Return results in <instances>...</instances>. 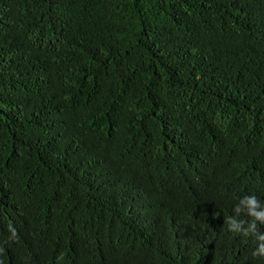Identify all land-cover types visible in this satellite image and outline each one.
<instances>
[{"label": "trees", "instance_id": "1", "mask_svg": "<svg viewBox=\"0 0 264 264\" xmlns=\"http://www.w3.org/2000/svg\"><path fill=\"white\" fill-rule=\"evenodd\" d=\"M252 195L264 0H0V264H264Z\"/></svg>", "mask_w": 264, "mask_h": 264}, {"label": "clouds", "instance_id": "2", "mask_svg": "<svg viewBox=\"0 0 264 264\" xmlns=\"http://www.w3.org/2000/svg\"><path fill=\"white\" fill-rule=\"evenodd\" d=\"M243 199H246V200L248 201V204L251 206L249 212L246 213V214H247L248 216L254 218L253 222L250 223L249 225H250V227H252V228H256L255 221L261 219L262 217H264V212H256V211H255V209H256L257 206H258V201H259V200H258V198H257L256 196H254V195H252V196H245ZM240 202H241V200H240ZM240 202H239V203H240ZM234 212H235V213H239V212H240L239 204H237V206L234 208ZM231 219H232V218H229V221H230ZM229 224H230V223H229ZM240 224L242 225V222H240ZM230 227L232 228L231 224H230ZM9 230L12 232V235H13V236L16 235V231H15L14 228H11V227H10ZM232 230H233V231L240 232L239 229L234 230V229L232 228ZM242 232H243L244 235H248L249 230H248V229H244ZM253 233H254V232H253ZM257 238H258V240H260V241H264V234H260V235H258ZM253 255H254V256H255V255L264 256V243H260V244L258 245L256 251L253 252Z\"/></svg>", "mask_w": 264, "mask_h": 264}]
</instances>
